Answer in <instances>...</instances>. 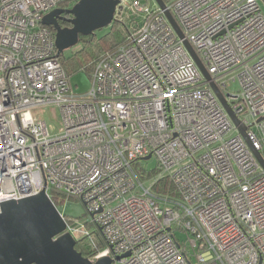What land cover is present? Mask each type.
<instances>
[{"label": "built area", "instance_id": "1", "mask_svg": "<svg viewBox=\"0 0 264 264\" xmlns=\"http://www.w3.org/2000/svg\"><path fill=\"white\" fill-rule=\"evenodd\" d=\"M64 1L79 0H0V204L43 189L54 203L52 190L80 199L91 220L65 218L66 231L100 232L92 261L264 264V166L184 44L264 157L259 0H172L184 39L155 0H122L137 22L96 62L86 92L73 90L42 23ZM50 104L63 119L56 135L34 113Z\"/></svg>", "mask_w": 264, "mask_h": 264}, {"label": "water", "instance_id": "2", "mask_svg": "<svg viewBox=\"0 0 264 264\" xmlns=\"http://www.w3.org/2000/svg\"><path fill=\"white\" fill-rule=\"evenodd\" d=\"M165 10L170 23L181 38L184 33L173 13L164 0H155ZM123 8L122 0H79L71 8L58 7L43 18L42 23L53 26L56 31V56L60 58L66 49L78 45L80 35L89 36L97 30L108 27L116 12ZM72 15V26L63 27L60 20L63 14ZM184 44L201 72L219 97L233 121L240 126L243 136L264 166V157L249 138L247 128L241 124L238 116L231 109L225 95L212 80L202 59L184 39ZM151 155L145 157V160ZM67 221L55 203L43 189L40 193L18 200L11 199L0 204V264H112L109 256L96 261L85 257L76 248L77 239L66 231ZM125 253L123 256H129ZM118 258H121L118 257Z\"/></svg>", "mask_w": 264, "mask_h": 264}, {"label": "trees", "instance_id": "3", "mask_svg": "<svg viewBox=\"0 0 264 264\" xmlns=\"http://www.w3.org/2000/svg\"><path fill=\"white\" fill-rule=\"evenodd\" d=\"M166 4H169L172 0H164ZM70 4H73L71 1L62 2L59 7L61 8H71ZM64 19L60 20V24L64 26H72L70 19L72 15L65 13ZM138 16H133L120 9L116 12L114 21L111 25V32L103 36H98L97 32L89 36L80 35V47L74 50L69 55H64L59 58L62 62L64 68L66 69L69 77L81 69H86L92 71L96 62L101 59L107 53L115 52L119 46L125 44L127 37L132 26L137 22ZM109 25V26H110ZM121 26H124L126 31H122ZM55 31V28L50 27ZM161 186L168 187V182L166 180L162 181ZM52 197L55 203L57 204L60 201H65L70 198L62 194L59 191L52 190ZM74 198V197H71ZM65 218L69 222H73L72 217L65 215ZM106 245L102 235L97 230L93 233V237H81L77 239L76 248L80 251L85 257H92L100 249L104 248Z\"/></svg>", "mask_w": 264, "mask_h": 264}, {"label": "rangeland", "instance_id": "4", "mask_svg": "<svg viewBox=\"0 0 264 264\" xmlns=\"http://www.w3.org/2000/svg\"><path fill=\"white\" fill-rule=\"evenodd\" d=\"M259 3L264 13V0H259ZM72 5L73 4H70V6ZM121 29L124 32L126 31L124 26H121ZM96 32L100 37L105 34H108L111 32V25L103 29L97 30ZM79 47L80 44L72 48L66 49L64 51V55L66 56L71 54L74 50L78 49ZM70 83L73 90L76 92L88 91L92 85V78L90 76V71L86 69H81L80 71L73 73L70 76ZM233 86L235 88H238V84H234ZM34 113L36 115L41 116L43 119H45L48 122L50 133L52 135H56L60 133V131L63 128V119L59 107H57L55 104H50L35 109ZM142 163L144 169L153 170L157 166V159L155 157H151L150 159L145 160ZM136 168L140 169V166H137ZM56 205L62 215H67L72 217L79 224H86L91 220V216L87 212L86 206L84 205L83 201H81L80 199L70 197L65 201L58 202ZM88 227L91 230L96 229L95 225H90ZM177 235L183 241L189 240L187 233L184 231H178Z\"/></svg>", "mask_w": 264, "mask_h": 264}, {"label": "flooded vegetation", "instance_id": "5", "mask_svg": "<svg viewBox=\"0 0 264 264\" xmlns=\"http://www.w3.org/2000/svg\"><path fill=\"white\" fill-rule=\"evenodd\" d=\"M64 15V14H63ZM50 27H53V26H50ZM65 27V26H64ZM54 28V27H53Z\"/></svg>", "mask_w": 264, "mask_h": 264}]
</instances>
